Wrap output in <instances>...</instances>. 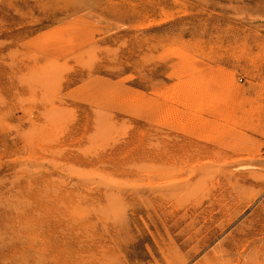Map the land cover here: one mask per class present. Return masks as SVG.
<instances>
[{
    "label": "rangeland",
    "instance_id": "1",
    "mask_svg": "<svg viewBox=\"0 0 264 264\" xmlns=\"http://www.w3.org/2000/svg\"><path fill=\"white\" fill-rule=\"evenodd\" d=\"M0 264H264V0H0Z\"/></svg>",
    "mask_w": 264,
    "mask_h": 264
},
{
    "label": "bare ground",
    "instance_id": "2",
    "mask_svg": "<svg viewBox=\"0 0 264 264\" xmlns=\"http://www.w3.org/2000/svg\"><path fill=\"white\" fill-rule=\"evenodd\" d=\"M255 111V110H254ZM47 116V115H46ZM223 180V179H222ZM232 244V243H231ZM252 256V255H251ZM255 259V258H254ZM254 262V261H253ZM263 263V262H262Z\"/></svg>",
    "mask_w": 264,
    "mask_h": 264
}]
</instances>
